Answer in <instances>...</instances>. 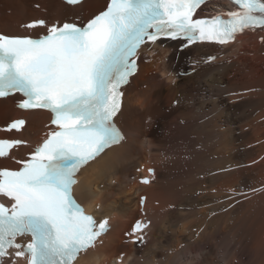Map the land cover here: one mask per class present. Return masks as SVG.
<instances>
[{"label":"bare ground","instance_id":"bare-ground-1","mask_svg":"<svg viewBox=\"0 0 264 264\" xmlns=\"http://www.w3.org/2000/svg\"><path fill=\"white\" fill-rule=\"evenodd\" d=\"M106 2L69 7L62 0H0V33L38 36L42 29L24 25L36 18L86 20ZM262 37L256 29L226 47L180 52L179 42L159 41L141 49L116 117L124 139L85 166L75 186L87 211L109 218L111 227L74 264H264ZM17 99L0 100V138L27 144L0 159V168H17L10 158L25 159L50 129L48 113L22 112ZM17 117L27 120L21 132L4 133ZM150 166L149 184L140 185ZM142 194L151 224L145 243L134 245L126 233L142 217Z\"/></svg>","mask_w":264,"mask_h":264},{"label":"snow or ice","instance_id":"snow-or-ice-1","mask_svg":"<svg viewBox=\"0 0 264 264\" xmlns=\"http://www.w3.org/2000/svg\"><path fill=\"white\" fill-rule=\"evenodd\" d=\"M206 2L108 0L86 21L40 18L24 25L42 35L0 34V98L19 94V108L47 110L55 126L28 159L16 160L18 168H0V198L8 201L0 202V264L5 257L10 264H74L110 230L109 218L97 221L85 212L74 186L82 168L124 139L116 124L121 89L138 69L141 46L161 37L227 45L238 34L264 31V0H230L237 7L198 17ZM65 3L82 7L84 0ZM24 125L17 119L7 130ZM26 144L0 139V157ZM149 225L137 221L126 235L143 243ZM26 236L31 239L17 241Z\"/></svg>","mask_w":264,"mask_h":264},{"label":"rangeland","instance_id":"rangeland-1","mask_svg":"<svg viewBox=\"0 0 264 264\" xmlns=\"http://www.w3.org/2000/svg\"><path fill=\"white\" fill-rule=\"evenodd\" d=\"M189 69H190V66L188 67ZM183 70L185 69V68H182ZM116 263H118L119 262V260L118 259H115L114 260Z\"/></svg>","mask_w":264,"mask_h":264}]
</instances>
